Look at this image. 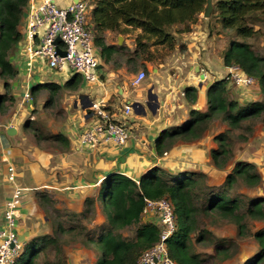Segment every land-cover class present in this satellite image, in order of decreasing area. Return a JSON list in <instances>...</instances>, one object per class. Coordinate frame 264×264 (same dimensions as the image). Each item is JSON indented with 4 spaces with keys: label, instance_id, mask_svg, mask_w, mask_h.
Listing matches in <instances>:
<instances>
[{
    "label": "trees",
    "instance_id": "trees-1",
    "mask_svg": "<svg viewBox=\"0 0 264 264\" xmlns=\"http://www.w3.org/2000/svg\"><path fill=\"white\" fill-rule=\"evenodd\" d=\"M29 0H0V79L5 93L0 95V112L7 104L16 101L12 93V82L18 70L10 57L22 41L21 25L26 15ZM92 23L96 30V45L101 50L105 63L115 62V56L130 57L132 53L124 46L108 45L105 32H125L124 27L140 29L136 38L137 50L128 64L140 59L146 69V62H156L177 47V35L192 31V25L207 7V0H92ZM213 15L220 27L219 34L228 37V46L223 52V62L228 68L239 67L246 75L258 82L264 97V56L259 54L252 40L264 36L260 24L264 23V0H213ZM175 28V30H174ZM181 52L185 46H180ZM158 56V53H160ZM231 76V75H230ZM230 76L213 82L207 89V110L190 111V118L180 126L165 130L154 142V150L163 156L178 143L199 141L217 120L228 125L229 130L214 137L218 147L210 152L213 165L224 169L234 158L231 132L240 130L246 123L264 120V101L245 105L229 98ZM83 79L74 75L63 85L44 83L33 86L31 94L34 103L43 94L48 95L45 106L51 107L60 94L77 91ZM187 102H197L195 87L184 89ZM250 132L252 129L247 127ZM24 130L33 134L38 144L51 142L67 150L69 139L63 134L46 133L35 127L33 121L24 123ZM243 140H247L243 136ZM241 180L250 187L261 183V175L256 166L247 162H237L228 173L225 183L215 187L208 183V176L202 172L168 173L164 168L154 167L138 181L120 173H110L101 183L95 198H87L80 213L73 218L89 220L96 214L97 205L106 212L107 225L91 231L84 226H66L60 220L63 211L55 207V202L45 191L36 193L39 204L45 209L51 222L53 233L43 235L24 244L22 254L15 264H34L37 257L46 251L49 244L57 247V256L62 255L58 243L60 233L76 232L82 236V243L98 252L95 264H137L139 258L160 240V228L153 222L141 223L147 200L163 197L173 203L177 228L167 240L170 258L176 264H208L207 259L196 252L194 241L205 240L202 228L203 218L217 214L233 221L241 235L248 232L247 220L264 221V197H240L233 195L236 183ZM68 213L67 211H64ZM52 214V216H51ZM140 225L134 239H127L122 231ZM199 234V235H198ZM197 236V237H196ZM259 244V253L245 264H264V229L254 233ZM233 243V244H232ZM234 242H221L216 252L223 258L231 255Z\"/></svg>",
    "mask_w": 264,
    "mask_h": 264
},
{
    "label": "crops",
    "instance_id": "crops-1",
    "mask_svg": "<svg viewBox=\"0 0 264 264\" xmlns=\"http://www.w3.org/2000/svg\"><path fill=\"white\" fill-rule=\"evenodd\" d=\"M70 2L60 0L61 5ZM202 22L194 24L191 32L177 35L176 49L158 62H146V69L140 59L137 63H127V59L134 58L136 38L142 32L140 29L124 27L123 33L105 32L108 45L124 46L132 55H116V63L107 64L97 47L101 66L98 70L100 80L96 83L83 80L79 90L63 91L60 103L57 101L59 106L56 107L62 111L55 113L59 117H41L43 109L49 108L45 106L47 100L40 102L39 97L34 103L31 89L44 83L63 85L74 74L51 70L40 60L30 71L19 45L10 57L18 70V76L12 82V93L19 108L16 117H5V120L0 117V227L4 225L5 205L12 194V184L8 181L10 164L17 168V178L25 188L18 218V231L24 244L25 241L27 243L53 233L52 222L39 204L37 192L48 193L57 209L64 211L63 207H59L63 205L80 213L86 199L95 198L101 183L110 173L120 172L138 181L152 168L162 166L160 162L165 158L158 156L154 150L156 139L168 128L187 122L191 110L205 112L208 108V87L230 74L231 68L223 62V52L228 46L227 37L218 35V39L208 26L203 25H208L207 21L204 19ZM25 23L24 18L22 33ZM114 33L117 35L116 42L108 39ZM181 45L185 46L184 52L180 50ZM143 69L149 72L148 76L140 85H133L135 77ZM192 86L198 90L197 102L193 105L187 102L184 95V89ZM28 92L31 101L26 99ZM150 93L158 98L154 103L159 104V107L154 112L143 109ZM25 102L29 103L30 108ZM57 102L50 108L55 107ZM136 102L141 107L134 109ZM94 103H99L112 120L127 126L130 138L125 145L107 143L92 149L81 144V132L97 119L92 111ZM126 105L133 108L129 115L124 111ZM29 110L38 111L37 116L30 118L35 127L46 133L65 135L70 142L69 148L63 150L51 142L38 144L32 133L23 130L28 118L25 117L26 112ZM208 138L207 134L199 141L181 142L174 148L177 152L180 149L188 151V155L191 154L196 160L205 158L208 161L211 159V150L215 148ZM58 200L60 204H56ZM96 208L99 212L100 206ZM156 218L154 213L142 215L145 223L158 225L159 222H154Z\"/></svg>",
    "mask_w": 264,
    "mask_h": 264
},
{
    "label": "built area",
    "instance_id": "built-area-1",
    "mask_svg": "<svg viewBox=\"0 0 264 264\" xmlns=\"http://www.w3.org/2000/svg\"><path fill=\"white\" fill-rule=\"evenodd\" d=\"M92 9V0H71L67 5H61L60 0H29L20 43L29 70L40 60L56 72L68 71L80 75L85 82H98L100 56L91 19ZM230 75L239 86L248 87L256 83L253 77L237 66L231 68ZM146 77L145 71L139 72L133 85H140ZM26 99L32 100L29 92ZM92 111L97 119L81 132L82 145L96 149L107 143L123 146L128 142L130 132L124 123L112 120L99 103L93 104ZM124 111L129 115L133 108L126 105ZM17 172L14 165L8 166L12 194L5 205L4 225L0 227V264H15L24 249L18 231V218L25 188L17 178ZM144 213L157 216L160 240L143 252L137 264H176L170 258L167 246V240L177 228L172 201L166 197L147 200Z\"/></svg>",
    "mask_w": 264,
    "mask_h": 264
},
{
    "label": "rangeland",
    "instance_id": "rangeland-1",
    "mask_svg": "<svg viewBox=\"0 0 264 264\" xmlns=\"http://www.w3.org/2000/svg\"><path fill=\"white\" fill-rule=\"evenodd\" d=\"M207 21L204 26H208L211 33L216 34L218 39L220 27L216 22V19L213 15L209 18H205L203 13L199 16V21ZM209 21V22H208ZM203 23V22H202ZM205 23V22H204ZM194 25H192L193 28ZM264 32V23L260 26ZM175 30V28H174ZM227 37L226 35H224ZM117 35L114 33L108 37L110 41L116 42ZM228 42V37H227ZM256 51L264 56V36L257 37L252 40ZM162 52L158 53L160 56ZM120 61V60H119ZM158 62V60L156 61ZM140 68V67H138ZM142 70V69H139ZM148 76L149 72L143 69ZM230 74L227 75V77ZM5 93L3 87V81L0 79V95ZM47 94H42L39 98V101L43 103L48 99ZM32 98V97H31ZM229 98L238 101L240 104L245 105L252 102H263L264 97L259 87L258 82L254 85L245 87L237 85L232 77L230 76L229 84ZM62 96L58 98V102ZM57 102L55 107L43 109L44 113L41 117H59L62 109H56L59 106ZM26 106L30 108L28 102H25ZM3 112H0V117L5 120V117H16L17 109L19 108L16 101L5 106ZM36 108V107H35ZM37 112V113H36ZM21 114V113H20ZM18 114V115H20ZM38 111L29 110L26 112L27 120L33 116H37ZM25 115V114H24ZM23 115V116H24ZM264 117V115H263ZM250 127L252 132L247 129ZM24 130V126H23ZM229 127L227 124L217 120L213 123L210 130L205 134L209 135L208 140L213 142L215 148L218 147V144L215 143L214 137L220 133L227 132ZM243 136L247 140H243ZM232 146L234 158L233 160L224 168H216L212 160L205 161V158L195 159L191 154L188 155L184 149H180L179 152L173 147L168 150L167 153L163 155L165 158L160 166L164 168L168 173L178 174L183 172H202L208 176V183L215 187H221L226 180L228 173L231 172L234 164L237 162H247L256 166L257 172L261 175V183L256 187H250L246 185L243 181L239 180L234 190L232 191L233 195H238L240 197H264V120L259 119L255 120L253 123H246L240 130H234L231 132ZM209 143V142H208ZM211 144V143H210ZM214 148V149H215ZM207 154V153H206ZM188 155V156H187ZM187 156V157H186ZM205 156V155H204ZM211 158V156H210ZM59 203V200L56 204ZM60 204V203H59ZM64 214H61L60 220L67 227L71 225H76V227L84 226L91 231H96L99 228H102L107 225L106 222V212L100 207V211L96 210L95 216L91 217L89 220H82V217L74 219L72 214L76 213L74 210L65 208L63 205ZM97 209V208H96ZM52 216V214H51ZM157 217V216H156ZM145 220H142L141 223H145ZM154 222H159L158 218ZM248 232L246 235H241L239 233L238 226L231 220L224 219L223 217L214 214L209 217L203 218L202 228L204 229L205 240L203 242L194 241V247L196 252L201 254L204 258L207 259L208 264H245L250 258L256 256L259 253V244L254 238V233L259 230L264 229V221L261 220H247ZM52 222V226H53ZM139 225H133L122 231V235L127 239H134L137 234V230L140 227ZM54 229V228H53ZM54 235V233H51ZM199 235V234H198ZM41 237V236H40ZM197 237V236H196ZM38 238V237H37ZM82 236L76 232L72 233H60L58 236V243L62 249V255L57 256V247L53 244H49L46 251L42 252L39 257H37L34 264H95L98 259V252L95 249H89L82 243ZM36 239V238H34ZM234 242L235 247L232 248L231 255L228 258H223L220 256L215 247L221 242ZM26 244V241H25ZM233 244V243H232Z\"/></svg>",
    "mask_w": 264,
    "mask_h": 264
},
{
    "label": "water",
    "instance_id": "water-1",
    "mask_svg": "<svg viewBox=\"0 0 264 264\" xmlns=\"http://www.w3.org/2000/svg\"><path fill=\"white\" fill-rule=\"evenodd\" d=\"M75 1H77V0H75ZM213 10H214L213 0H207V7L203 13V16L205 18H209L211 16V14L213 13ZM61 54L65 55V52H61ZM99 68H101V66H99ZM202 77H203V75H202ZM157 101H158L157 96L150 93L147 97L146 102H145V105H144L145 107H143L144 111L147 108L148 110L154 112L155 108L157 109L159 107V104L154 103ZM133 107H134V109H136L138 107H141V104L136 102V103H134ZM22 241H23V239H22Z\"/></svg>",
    "mask_w": 264,
    "mask_h": 264
}]
</instances>
